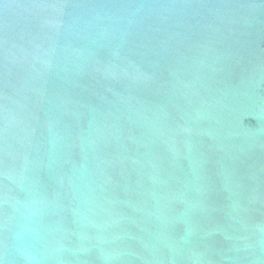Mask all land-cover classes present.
Here are the masks:
<instances>
[{
  "label": "water",
  "instance_id": "1",
  "mask_svg": "<svg viewBox=\"0 0 264 264\" xmlns=\"http://www.w3.org/2000/svg\"><path fill=\"white\" fill-rule=\"evenodd\" d=\"M0 264H264V0H0Z\"/></svg>",
  "mask_w": 264,
  "mask_h": 264
}]
</instances>
